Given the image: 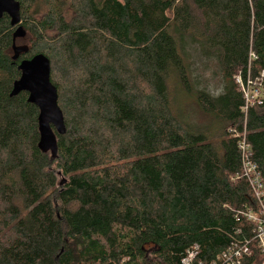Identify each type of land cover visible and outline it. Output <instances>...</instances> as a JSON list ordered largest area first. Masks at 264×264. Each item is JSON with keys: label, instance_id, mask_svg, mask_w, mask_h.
<instances>
[{"label": "trees", "instance_id": "1", "mask_svg": "<svg viewBox=\"0 0 264 264\" xmlns=\"http://www.w3.org/2000/svg\"><path fill=\"white\" fill-rule=\"evenodd\" d=\"M17 1L26 36L0 20V264H183L196 247L192 264L245 248L242 264H263L237 177L245 138L264 182V99L245 113L236 78L264 72V0ZM38 54L67 130L56 159L38 107L10 97ZM170 86L218 129L187 124Z\"/></svg>", "mask_w": 264, "mask_h": 264}, {"label": "water", "instance_id": "2", "mask_svg": "<svg viewBox=\"0 0 264 264\" xmlns=\"http://www.w3.org/2000/svg\"><path fill=\"white\" fill-rule=\"evenodd\" d=\"M10 19L12 28H16L14 40L26 36L21 20V7L17 0H0V20L4 16ZM17 62L21 55L28 53L27 46H14ZM21 76L13 84L10 97L14 98L21 93L28 94V103L39 109L38 129L40 134L39 150L51 153L54 159L58 154L57 136L66 134L65 119L58 105V90L51 81V63L43 54L34 56L31 60H23L18 66Z\"/></svg>", "mask_w": 264, "mask_h": 264}, {"label": "built area", "instance_id": "3", "mask_svg": "<svg viewBox=\"0 0 264 264\" xmlns=\"http://www.w3.org/2000/svg\"><path fill=\"white\" fill-rule=\"evenodd\" d=\"M251 59H255V56L251 55ZM263 79L264 72L261 74V78L256 80L248 76L247 80L244 81L240 75L237 76L236 82L238 83L245 98V113L248 112L250 107L262 103V100L264 99V87L262 86ZM239 149L242 157V173L237 177V179L242 178L247 181L251 189L252 196L258 205L256 211L249 210L247 213H244V216L255 224L256 239L264 252V182L256 164L253 163L251 159V147L245 138L241 140ZM197 251L198 248H194V250L189 253L188 258L183 260V264H192L193 259L197 255ZM242 254H248L246 248L242 253L240 251H235L234 249H229L218 257V259H226V264H242Z\"/></svg>", "mask_w": 264, "mask_h": 264}, {"label": "rangeland", "instance_id": "4", "mask_svg": "<svg viewBox=\"0 0 264 264\" xmlns=\"http://www.w3.org/2000/svg\"><path fill=\"white\" fill-rule=\"evenodd\" d=\"M55 81L57 84L63 87H67L69 82L64 79L65 71L63 70V64L55 60ZM218 76V74H216ZM75 76H72V80ZM172 105L176 113L183 117L184 121L192 127L197 128H208L209 131L214 133L218 129V123L213 117H206L203 111L197 106V104L192 102L193 100L190 95L184 91H177L173 86H170ZM183 92V95L182 93ZM264 95V91H263Z\"/></svg>", "mask_w": 264, "mask_h": 264}]
</instances>
